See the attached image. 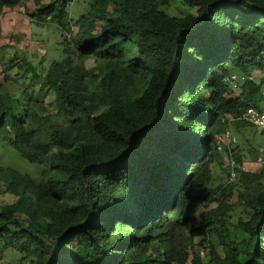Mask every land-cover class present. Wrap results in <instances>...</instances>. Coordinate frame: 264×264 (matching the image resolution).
I'll list each match as a JSON object with an SVG mask.
<instances>
[{
  "label": "trees",
  "instance_id": "16d2710c",
  "mask_svg": "<svg viewBox=\"0 0 264 264\" xmlns=\"http://www.w3.org/2000/svg\"><path fill=\"white\" fill-rule=\"evenodd\" d=\"M33 1L66 37L42 76L26 60L53 110L0 83V147L43 165L35 179L0 158V192L17 196L0 206V251L29 264H264V162L242 168L237 142L238 180L212 185L216 161L230 173L217 134L260 130L242 115L264 111V0H182L197 8L184 15L170 0H88L76 20L74 0Z\"/></svg>",
  "mask_w": 264,
  "mask_h": 264
},
{
  "label": "rangeland",
  "instance_id": "374dc122",
  "mask_svg": "<svg viewBox=\"0 0 264 264\" xmlns=\"http://www.w3.org/2000/svg\"><path fill=\"white\" fill-rule=\"evenodd\" d=\"M87 2L88 0H74L71 2L70 16L73 20H76L84 11ZM162 8L174 15H184L197 11L196 7L182 0H170L168 4L162 5ZM35 10L36 5L33 0H23L15 6L5 5L0 10V83L3 90L11 91L18 96H20L22 89H28V92L35 90V93L43 97L50 109L53 110L55 107L53 92L46 87H42V77L37 80L33 78V72L26 66V60L30 61L42 76L49 63L54 58L61 56V43L66 35L52 20H39L34 14ZM136 54L137 48L133 45L127 55L131 57ZM95 62V58L91 57L87 63L93 65ZM246 134L244 137L237 134L238 143L243 148L246 167L254 168L257 166L255 157L258 156L255 154L254 147L258 146V148L263 147L264 149V133L253 129L249 132L246 131ZM254 154L257 156H253ZM0 158L2 162L17 168L21 172L31 174L35 179L42 177L43 165L29 162L13 147L2 145L0 147ZM219 161H216L214 166L217 180L212 185L216 186L220 182L238 180V178L232 180L227 171L221 169ZM4 187L5 184L2 183L0 189ZM207 187L202 190V197L193 205L194 214H199L206 206ZM236 197L237 192L235 191L234 201ZM16 198L15 194L2 191L0 192V206L12 203ZM243 210V206H238L234 211V218L244 215ZM37 213L40 215V209L37 210ZM16 217L23 224H28L26 215L16 213ZM21 258L22 254L18 250L9 248L0 251V264H29L28 259L22 260Z\"/></svg>",
  "mask_w": 264,
  "mask_h": 264
},
{
  "label": "built area",
  "instance_id": "2783aa9c",
  "mask_svg": "<svg viewBox=\"0 0 264 264\" xmlns=\"http://www.w3.org/2000/svg\"><path fill=\"white\" fill-rule=\"evenodd\" d=\"M244 77L239 76L236 73H232L231 75L227 76L226 79L230 82L235 80H240ZM251 78H254L251 76ZM242 118L245 120L250 121L256 128L260 130H264V111L260 110L255 106H249L247 110L243 113ZM231 119H233L231 117ZM238 142V136L234 133L231 128L226 129L225 131L217 134V147L219 150L222 151L223 160L225 165L228 166L230 169L229 176L232 180H235L238 177V168L240 163L237 159L233 156L232 152L228 150L233 145ZM263 150V147L261 148ZM256 162L259 166H261L264 162V155L260 152L256 158ZM242 168H246V165L243 164ZM204 252V249L201 250Z\"/></svg>",
  "mask_w": 264,
  "mask_h": 264
}]
</instances>
